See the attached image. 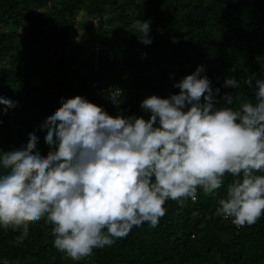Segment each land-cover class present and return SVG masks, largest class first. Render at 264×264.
<instances>
[{"label": "trees", "instance_id": "obj_1", "mask_svg": "<svg viewBox=\"0 0 264 264\" xmlns=\"http://www.w3.org/2000/svg\"><path fill=\"white\" fill-rule=\"evenodd\" d=\"M78 13L96 18L97 26L73 40L70 16ZM137 21H149L150 45L131 32ZM86 42L89 51H83ZM95 44L101 49L96 68ZM0 65V96L18 102L0 114L5 151L25 144L36 130L37 147L46 153L39 124L60 106V97L81 95L110 115L147 119L140 101L178 92L173 80L198 65L214 86L226 75L241 82L239 89L221 90L234 93L239 107L251 97L243 79L264 75V0H0ZM112 86L123 91L119 106L104 95ZM223 195L224 188L216 197L198 192L183 207L169 200L155 228L134 226L111 247L93 249L79 261L53 246L52 225L44 218L29 223L23 240L19 229L0 227V264H264V215L237 227L215 215Z\"/></svg>", "mask_w": 264, "mask_h": 264}, {"label": "clouds", "instance_id": "obj_2", "mask_svg": "<svg viewBox=\"0 0 264 264\" xmlns=\"http://www.w3.org/2000/svg\"><path fill=\"white\" fill-rule=\"evenodd\" d=\"M133 27L142 44L152 43L149 21ZM217 82L196 66L173 80L178 92L140 101L147 119L110 115L81 95L60 97L39 124L46 153L36 130L20 147L0 150V227L19 229L23 240L29 223L44 218L53 246L79 261L134 226L155 228L167 201L183 207L198 192L216 197L221 188L215 215L237 227L255 224L264 215V75L243 79L251 97L239 107L234 93L221 90L241 82L234 75ZM104 95L119 106L123 91L112 86ZM17 104L0 96V114Z\"/></svg>", "mask_w": 264, "mask_h": 264}, {"label": "rangeland", "instance_id": "obj_3", "mask_svg": "<svg viewBox=\"0 0 264 264\" xmlns=\"http://www.w3.org/2000/svg\"><path fill=\"white\" fill-rule=\"evenodd\" d=\"M70 18L73 19V28L76 31L74 37L72 38L73 40H78L81 38V35L84 31L87 29L92 28L93 30L96 29L97 26V20L96 18L88 17L85 14H74L71 15ZM90 45L86 44L83 46V51H89Z\"/></svg>", "mask_w": 264, "mask_h": 264}, {"label": "built area", "instance_id": "obj_4", "mask_svg": "<svg viewBox=\"0 0 264 264\" xmlns=\"http://www.w3.org/2000/svg\"><path fill=\"white\" fill-rule=\"evenodd\" d=\"M92 53H93L94 68H96L97 63H98L100 56H101V49H100V46L98 44H95V46L92 49ZM93 87H96V84H93ZM96 94L100 95V90L97 91Z\"/></svg>", "mask_w": 264, "mask_h": 264}]
</instances>
